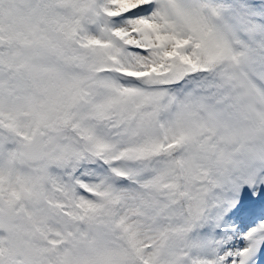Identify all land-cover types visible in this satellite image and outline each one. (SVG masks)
<instances>
[{"label":"snow or ice","instance_id":"obj_1","mask_svg":"<svg viewBox=\"0 0 264 264\" xmlns=\"http://www.w3.org/2000/svg\"><path fill=\"white\" fill-rule=\"evenodd\" d=\"M0 264H264V0H0Z\"/></svg>","mask_w":264,"mask_h":264}]
</instances>
